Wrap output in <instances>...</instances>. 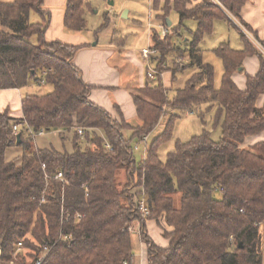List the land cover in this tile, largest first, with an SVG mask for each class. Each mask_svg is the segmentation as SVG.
I'll return each mask as SVG.
<instances>
[{"label": "trees", "instance_id": "1", "mask_svg": "<svg viewBox=\"0 0 264 264\" xmlns=\"http://www.w3.org/2000/svg\"><path fill=\"white\" fill-rule=\"evenodd\" d=\"M219 1L248 28L240 17L247 0ZM45 2L0 1V90L24 89L43 81L52 88L46 95L23 97L22 119L0 113V264H36L43 257L42 264H137L129 226L141 221L136 205L140 188L151 212L148 221L163 217L173 229L165 233L169 247L162 249L143 222L142 242L149 264H264L260 230L264 142L241 147L247 137L264 132V109L257 107L264 95V55L242 33L245 50L234 51L228 45L214 50L224 65L217 89L214 66L204 62L199 46L213 33L217 19L229 20L225 12L212 0H203L193 9L187 8L186 1L176 0L180 22L170 28L169 4L160 9L156 0L153 8L161 12L157 20L168 33L160 38L154 30L158 75L147 78L145 87L132 90L139 121L133 125L114 119L90 101L93 87L84 82L74 64L85 46L46 41L51 14ZM88 9L92 10L88 0H68L66 31H85ZM33 13L40 22H32ZM105 19L102 29L109 25ZM189 19L197 22V29L191 32V40L177 47L174 38H182ZM254 55L260 60V71L247 76L242 91L232 75ZM193 68L196 73L170 99L162 74L171 73L173 83L177 75ZM205 105L208 110L217 107L215 124L223 138L216 142L204 131L187 143L177 141L163 162L159 151L173 139L180 118L175 115L147 149L145 161L137 163L133 142L149 137L167 109L197 113L204 123ZM15 125L20 126L19 137L14 134ZM28 127L34 133H61L63 146L71 141L73 151L39 148ZM125 132H131V137ZM15 146L23 149V155L18 162H8L6 153ZM59 173L64 182L55 179ZM122 176L125 183L120 181ZM217 192L221 199L216 198Z\"/></svg>", "mask_w": 264, "mask_h": 264}, {"label": "crops", "instance_id": "2", "mask_svg": "<svg viewBox=\"0 0 264 264\" xmlns=\"http://www.w3.org/2000/svg\"><path fill=\"white\" fill-rule=\"evenodd\" d=\"M67 1L68 0H46L45 10L51 14L50 26L46 33V41L48 43L60 41L61 43L70 46H85L74 58V64L82 72L84 82L93 87L89 98L90 101L109 112L116 120L125 119L131 124L132 122L136 123L138 121L137 109L131 92L134 89L145 87L148 82L144 59L140 61L132 52H124L125 50H120L119 48L112 46V42L110 45L105 46V48H98L99 42L93 43V38L89 39V37L83 33H71L66 31L64 20L66 16ZM155 1L156 0H150V10L154 11L155 17L157 18L161 12L154 10L153 5ZM158 1L160 9H162L165 4H169V27L171 28L178 25L180 17L174 9V2L176 0ZM181 1L187 2L188 9H193L203 2V0ZM222 10L225 12L229 20L223 18L217 19L214 23L213 33L202 40L199 48L203 54V59L205 52L213 53L214 50L220 48L222 45H228L234 51H243L246 49L247 43L242 37L241 30L232 21L230 12L226 9ZM240 17L241 21L249 28L255 37L263 43L264 0H247L242 8ZM189 20L191 21L189 25L192 26V28L187 30L191 35V32L197 29L198 24L194 20ZM186 21L184 24L187 23ZM156 23L159 26L162 25L158 20ZM190 35L186 34L187 39H185L184 42L191 40ZM208 41L210 42L208 43ZM180 45L183 46L182 44H179L178 46ZM184 62L188 64L190 61L184 60ZM130 66L135 67V72L130 78H124V73L127 74L129 70H131ZM260 66L261 64L258 56H249L244 60L242 69H239L232 75V80L240 90L244 91L247 87V76H256L260 71ZM190 70L196 73V68ZM164 76H166L167 83L165 85L163 82V85L164 88L169 91L170 87H172L171 73H165L163 78ZM32 91V85H29L24 89L0 90V113L4 114L8 112L11 118L22 119L23 97L25 95H32L30 94ZM257 107L264 109V95L259 97ZM161 121L158 127L160 126ZM137 124L138 123H136V125ZM158 127L156 129H158ZM156 129L154 131H156ZM52 133L58 136L61 134L59 132ZM263 142L264 132L247 137L241 147L250 148ZM146 227L150 238L153 239L160 248L167 249L169 247L170 240L164 237L162 229H166L169 233L172 232L173 229L165 223V219L160 221H148ZM132 246L135 257L137 258V264H149L147 248L139 237L133 238L132 236Z\"/></svg>", "mask_w": 264, "mask_h": 264}, {"label": "rangeland", "instance_id": "3", "mask_svg": "<svg viewBox=\"0 0 264 264\" xmlns=\"http://www.w3.org/2000/svg\"><path fill=\"white\" fill-rule=\"evenodd\" d=\"M0 1L11 2L13 0ZM88 2L91 4L92 10H86L85 17L87 21V28L82 33L89 37V39L93 38V43L99 42L98 48H105V46L110 45V43L115 40V43H112V46L117 47L120 50H125L124 52H132L140 61H142L144 59L141 56L142 50L151 46V38L148 27L149 22L152 21V24L155 26L154 28L156 32L160 33V30L158 28L159 25H157L156 23L157 18L155 17V13L154 11L150 10V0H88ZM125 12H127L126 17L124 16ZM105 17H107L109 25L106 28L102 29L103 25L106 23ZM32 22H40V18L35 13L32 14ZM186 22L187 23L184 24L185 28L182 30L183 32H181L182 38H174V43L177 47L181 46H178L179 44H184V40L187 39L186 34L190 35V32L187 29L192 28V26L189 25L191 21L189 20ZM33 42H35L34 39ZM209 42L210 41H208V43ZM204 61L214 66L215 87L219 89L221 87L222 76L224 73L223 61L216 57V55L212 52L204 53ZM144 63L146 67L145 60ZM130 67L131 70H129L127 74L124 73V78H130L132 74H134L135 67ZM193 74L194 72L188 69L184 73L177 75V78L172 83V87H170V90L168 91V96L170 99L175 97L178 90L184 88L185 84ZM162 80L166 85V76H164ZM32 86L33 91L30 94L46 95L52 90L50 86L37 84H32ZM208 108V105L202 107V112L205 116L204 123L197 113H193L192 115L187 116V114L184 115L180 112H174L167 109L166 115L162 118L161 124L158 129H156V131H154L150 134L149 137H147V144H145V142L143 141L138 140H135L133 142L134 157L137 163L139 164L143 161L147 147H150L153 141L164 132L167 123L175 115L180 116V118L177 119L175 123L173 139L162 145L159 151L160 159L163 162L167 160L168 154L174 151L177 141L187 143L193 137L202 135L204 131L211 133L212 139L218 142L221 138H223V135L221 127L215 124L217 107L211 108L209 110ZM136 123H139V121H137ZM136 123L132 122L133 125H136ZM68 136L71 140L72 135ZM125 136L127 138H130L131 132H125ZM36 140V144L39 148L54 147L58 151L66 150L69 153L73 151L71 141H67L63 146L60 137L53 133L46 134L43 137H38ZM136 146L138 147V150H135ZM22 155L23 149L19 146H15L8 149L6 153V160L8 162H18L19 158L22 157ZM120 181L121 183H125L126 177L122 176L120 178ZM215 196L217 199L222 198V195L219 192H217ZM160 220H164V218L161 217L156 221ZM260 230L262 231L264 237V224L260 226ZM162 231L164 237L166 238L165 233H169V231H167L166 229H162ZM134 237L137 238L138 236L133 235V238Z\"/></svg>", "mask_w": 264, "mask_h": 264}, {"label": "built area", "instance_id": "4", "mask_svg": "<svg viewBox=\"0 0 264 264\" xmlns=\"http://www.w3.org/2000/svg\"><path fill=\"white\" fill-rule=\"evenodd\" d=\"M216 5H218L221 9H225L224 6L220 3L219 0H212ZM230 15V14H229ZM232 21L236 24V26L241 30L242 34L254 45V47L261 53L264 55V46L263 44L255 37V35L248 29L246 28L240 21H238L235 17H233L232 15H230ZM149 27V32H150V41H151V46H149L148 48H145L142 50V57L144 58L145 62H146V76L147 78H149L150 80H153L156 78V76L158 75V71L156 69V59L159 57V52L157 49H155L154 43L152 41V36L154 35V30H155V26L149 22L148 24ZM160 33L159 37L160 38H164L167 33H168V29L166 28L165 25H160L158 26ZM162 74V78H163ZM42 85H45V82H42ZM193 113H187V116L192 115ZM29 133L35 137H43L45 136L47 133L44 130H41L38 133H34L33 130L28 127ZM13 131L14 134L18 137L19 136V132H20V126L15 125L13 127ZM78 132L80 135H83V129L79 128ZM145 144H147V138L144 139ZM149 147H147L148 149ZM106 149L108 151H112V148L110 146L109 143H106ZM146 149V152H147ZM135 150H138V147L136 146ZM146 152H145V157L143 159V161H145L146 158ZM56 180H59L61 182H64V175L63 173H59L57 176H55ZM138 193L140 194V198L136 201V205H137V209L140 213L141 216V221L137 222L135 224H132L129 226V232L135 236H138L141 240H142V224L143 222H148V219L151 216V212L148 208L147 205V201H146V194H145V190L144 188H140L137 190ZM77 218L79 220L83 219L82 215H78ZM22 245L20 244L19 247H21ZM45 257H43L42 259H40L36 264H42L43 260Z\"/></svg>", "mask_w": 264, "mask_h": 264}, {"label": "water", "instance_id": "5", "mask_svg": "<svg viewBox=\"0 0 264 264\" xmlns=\"http://www.w3.org/2000/svg\"><path fill=\"white\" fill-rule=\"evenodd\" d=\"M126 14H127V12H125V14H124L125 17H126ZM169 25H170V22H169ZM0 251H1V244H0Z\"/></svg>", "mask_w": 264, "mask_h": 264}]
</instances>
